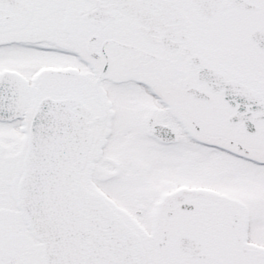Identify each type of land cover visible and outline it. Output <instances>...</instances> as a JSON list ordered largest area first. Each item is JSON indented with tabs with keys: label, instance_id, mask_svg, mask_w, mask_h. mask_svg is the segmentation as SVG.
<instances>
[{
	"label": "snow or ice",
	"instance_id": "snow-or-ice-1",
	"mask_svg": "<svg viewBox=\"0 0 264 264\" xmlns=\"http://www.w3.org/2000/svg\"><path fill=\"white\" fill-rule=\"evenodd\" d=\"M0 264H264V0H0Z\"/></svg>",
	"mask_w": 264,
	"mask_h": 264
}]
</instances>
